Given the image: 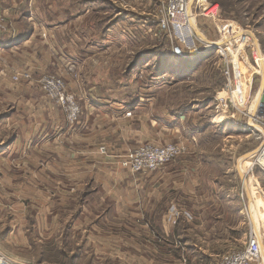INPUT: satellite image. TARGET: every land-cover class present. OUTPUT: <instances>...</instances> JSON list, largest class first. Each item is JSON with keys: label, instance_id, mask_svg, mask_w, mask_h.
Wrapping results in <instances>:
<instances>
[{"label": "rangeland", "instance_id": "1", "mask_svg": "<svg viewBox=\"0 0 264 264\" xmlns=\"http://www.w3.org/2000/svg\"><path fill=\"white\" fill-rule=\"evenodd\" d=\"M167 2L15 0L13 17L0 11L6 19L0 15V40L6 39L0 43V248L14 260L47 264L42 259L52 256L41 249L51 247L57 233L47 234L44 226L50 219L57 229L69 217L65 211L79 206L68 194L77 185L49 178L51 169L40 163L61 156L81 160L76 135L66 133L85 121L100 124L96 136L88 137L96 142L89 159H97L98 151L99 158L120 160L124 169L128 150L142 143L189 146L157 170L184 159L180 179L172 180H178L180 191L197 195L189 200L196 204L187 232L192 248L183 249L184 242L177 249L170 245L163 247L165 255L196 257L194 264H225L247 247L251 231L264 241V169L248 171L261 142L244 114L264 79L260 74L252 78V98L241 111L218 114L215 95L224 82L226 59L215 47L195 56L176 55V41L160 29ZM191 5L199 38L225 47L237 74L249 78L253 49L260 45L264 53V0H195ZM210 5L218 6L220 20L201 14ZM46 75L64 80L79 105L77 118L71 119L59 97L45 88ZM119 102L129 104L123 111L135 119L134 130L142 128L139 141L125 139L124 151L120 130L111 127L117 120V125L127 124L115 117ZM173 124H179L178 132ZM57 133L58 142L49 141ZM65 141L69 147L56 148ZM59 259L65 262L66 256ZM255 264H264V257Z\"/></svg>", "mask_w": 264, "mask_h": 264}, {"label": "crops", "instance_id": "2", "mask_svg": "<svg viewBox=\"0 0 264 264\" xmlns=\"http://www.w3.org/2000/svg\"><path fill=\"white\" fill-rule=\"evenodd\" d=\"M0 11L10 13L13 17L15 0H0ZM14 36L12 34L11 39ZM1 42H6V39L0 40ZM93 102L101 104L95 100ZM118 106L116 109L119 113H116L115 117L125 120L127 124L117 125V120L111 127L114 131L120 130L125 143L121 145V149L124 151L127 149L125 139L139 141V131L142 128L135 131L131 125V120L135 119L125 116L123 110L129 108L127 102H121ZM109 110L104 109V112ZM115 117L113 116V119ZM88 123L85 121L76 129L79 135L76 130L66 133L76 135V150L84 155L81 160L74 161L61 156V159L40 163L51 169L49 178H59L62 183L67 181L68 185H77L68 194L76 197L79 206L75 210L65 211L67 215H64L69 217L66 222L60 221L57 229H53L57 225L52 227L53 220L50 219H47L51 221L49 225L44 226V232L47 234L57 233L56 237L51 239V246L66 251L70 264H194L196 257L191 259L189 256L165 255L163 250V247L170 245L176 248L177 244L182 242L185 250L193 246L187 232L192 228L191 213L196 204H190L189 200H194L197 195L191 193L192 191H180L178 180H172L180 179L179 173L187 161L177 160L166 169L151 174H134L124 169L120 160L111 157L99 158V155H96L99 154L98 151L95 153L97 159H89V154L94 153L96 142L88 137L96 136L94 132L100 124ZM178 125L173 124L174 132H178ZM85 128L89 130H84ZM56 135L49 137V141L58 142L60 135ZM49 145L55 147L53 143ZM62 145L70 146L65 141L56 148L64 150ZM65 153H68L67 148ZM12 163L14 165V161ZM181 163L183 165H180ZM56 168L60 170H53ZM169 183H173L170 190ZM52 214L53 211H49L47 216ZM43 262L64 264L52 260Z\"/></svg>", "mask_w": 264, "mask_h": 264}, {"label": "built area", "instance_id": "3", "mask_svg": "<svg viewBox=\"0 0 264 264\" xmlns=\"http://www.w3.org/2000/svg\"><path fill=\"white\" fill-rule=\"evenodd\" d=\"M195 0H168L164 17L160 24V29L164 33H170L172 38L176 41L174 47V53L181 57L195 56L202 49L208 51V49L215 47L219 53L226 59V67L224 71V83L220 86L215 95L214 107L218 114H228L231 111H241V106L247 103V99H251L248 92V86L252 78L256 74H260L264 79V53L262 52L260 45H257L253 49V71L250 73V77L243 76L241 72L237 74L236 64L229 61L227 51L222 45H214L202 41L199 38L198 33L193 27V12L192 3ZM208 8V7H206ZM205 9V8H204ZM201 14L213 19L214 21L220 20V11L218 6L210 5L209 11H201ZM3 15V14H0ZM2 21H6L4 15L1 16ZM203 46V48H201ZM220 49V50H219ZM229 49V47H228ZM71 68H74L71 67ZM246 77V78H245ZM44 84L45 88L56 97H59L61 103L66 106L68 115L71 119L77 118L80 113L79 105L74 95H70L64 88V80L57 76H45ZM42 80V81H43ZM263 88L255 94L252 104L249 110L245 111V117L251 123V126L255 128L254 134L258 137L261 144L254 155V159L251 163L248 171L252 172L255 167H261L264 169V80ZM131 112L127 115L131 116ZM188 152V145L184 142H176L169 144H154V143H142L132 149L128 150V155L124 158L122 165L130 170L132 173L147 174L157 171L165 164L171 162L176 157ZM245 193L243 191L242 196ZM263 237L258 235L257 232L251 231L248 237L247 247L241 251L232 253L225 264H255L264 254L263 251ZM0 264H35L18 262L5 254L0 248Z\"/></svg>", "mask_w": 264, "mask_h": 264}, {"label": "trees", "instance_id": "4", "mask_svg": "<svg viewBox=\"0 0 264 264\" xmlns=\"http://www.w3.org/2000/svg\"><path fill=\"white\" fill-rule=\"evenodd\" d=\"M41 253L43 255H46L47 253H49L50 257L52 256V258H50V260L55 261L57 263L61 262V263H64V264H70V261L67 260V259H69V257H68V254L66 253V251H63V250L59 249L58 247H54V246L53 247L51 246V247H48V248H43L42 247ZM60 256H66V261L63 262L62 260H60L59 259ZM47 258H49V257H47ZM45 260H47V259L44 257L42 259V261H45Z\"/></svg>", "mask_w": 264, "mask_h": 264}, {"label": "bare ground", "instance_id": "5", "mask_svg": "<svg viewBox=\"0 0 264 264\" xmlns=\"http://www.w3.org/2000/svg\"><path fill=\"white\" fill-rule=\"evenodd\" d=\"M218 117H219V116H218ZM219 120H222L223 122H226V121H227V118L224 117V116H220V117H219ZM257 230H258V228H257ZM263 251H264V248H263ZM263 257H264V254H263Z\"/></svg>", "mask_w": 264, "mask_h": 264}]
</instances>
